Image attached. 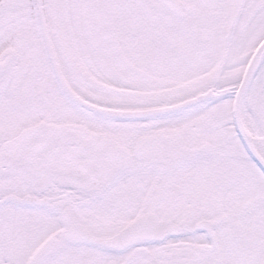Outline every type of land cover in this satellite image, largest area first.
<instances>
[{
  "label": "snow or ice",
  "instance_id": "6c2138e0",
  "mask_svg": "<svg viewBox=\"0 0 264 264\" xmlns=\"http://www.w3.org/2000/svg\"><path fill=\"white\" fill-rule=\"evenodd\" d=\"M0 264H264V0H0Z\"/></svg>",
  "mask_w": 264,
  "mask_h": 264
}]
</instances>
